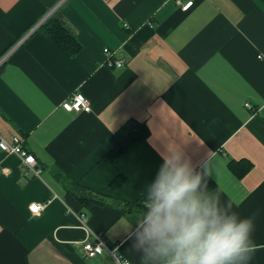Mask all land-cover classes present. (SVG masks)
Segmentation results:
<instances>
[{"label":"crops","instance_id":"crops-1","mask_svg":"<svg viewBox=\"0 0 264 264\" xmlns=\"http://www.w3.org/2000/svg\"><path fill=\"white\" fill-rule=\"evenodd\" d=\"M192 1L0 0V55L49 15L81 44L69 55L40 24L0 67V133L22 136L41 168L0 149V264H115L86 255L85 227L132 264H164L141 241L146 215L115 201H150L173 153L215 180L197 191L221 215L257 213L242 264H264V113L254 111L264 104V0ZM105 47L124 65H108ZM75 92L91 110L62 106ZM130 119L149 135L112 160V136ZM75 182L107 203L83 205ZM34 201L47 206L32 216Z\"/></svg>","mask_w":264,"mask_h":264},{"label":"clouds","instance_id":"clouds-1","mask_svg":"<svg viewBox=\"0 0 264 264\" xmlns=\"http://www.w3.org/2000/svg\"><path fill=\"white\" fill-rule=\"evenodd\" d=\"M193 173L180 153L163 160L150 188L141 241L151 242L164 264H242L250 260L255 251L252 233L257 213L244 218L236 212L221 215L200 197V178Z\"/></svg>","mask_w":264,"mask_h":264},{"label":"built area","instance_id":"built-area-1","mask_svg":"<svg viewBox=\"0 0 264 264\" xmlns=\"http://www.w3.org/2000/svg\"><path fill=\"white\" fill-rule=\"evenodd\" d=\"M179 3L182 4V8L188 9L193 1L189 0L182 3L178 0ZM48 17V16H47ZM46 17V18H47ZM43 18L35 26H33L24 36H22L19 40H17L14 44H12L5 52L0 55V67L4 64L7 57L14 51L16 47H18L26 37L42 22L46 19ZM104 54L106 57V62L110 66L121 67L125 63L124 58L115 57L114 50L109 47L104 48ZM62 106L69 111H89L91 110L90 100L82 93L75 92L68 96L63 102ZM246 106L249 108H253V106L247 102ZM254 111L263 112L264 113V104L259 108H255ZM0 149L5 153L15 154L19 157L21 164L29 171H31L35 175H40L41 168L38 166V161L35 155L26 148L24 144V138L18 134H15L11 137V139H7L0 133ZM151 201H144L146 206H149ZM47 206V202H38L34 201L30 204V208L32 210V216L35 214L41 213L45 207ZM81 222L86 226V218L81 215ZM87 235L85 239L82 241V247L88 257L98 256L104 253L110 255L115 264H132L131 260L117 251V248L107 242L104 236L100 232H91L87 227Z\"/></svg>","mask_w":264,"mask_h":264},{"label":"trees","instance_id":"trees-1","mask_svg":"<svg viewBox=\"0 0 264 264\" xmlns=\"http://www.w3.org/2000/svg\"><path fill=\"white\" fill-rule=\"evenodd\" d=\"M54 39V41L69 55L75 54L81 47L76 35L69 29L67 24L58 16L49 15L41 24ZM149 135V128L146 122L136 119H130L121 128H119L112 136V148L108 152V157L112 160L120 156L126 149L136 141L146 139ZM230 167L233 171L239 172L236 162L230 161ZM199 175L200 186L202 192H207L216 186L215 180L203 169L198 168L194 175ZM240 175V174H238ZM119 178H115L112 184L119 182ZM72 192L78 200L86 206L93 204H106L107 201L101 193L95 192L80 182H75L71 186ZM116 205H120L125 210L137 209L144 215L147 214L149 206L144 202H134L120 200L115 201Z\"/></svg>","mask_w":264,"mask_h":264}]
</instances>
